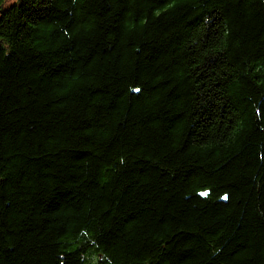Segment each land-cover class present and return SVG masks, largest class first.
<instances>
[{
  "label": "trees",
  "instance_id": "trees-1",
  "mask_svg": "<svg viewBox=\"0 0 264 264\" xmlns=\"http://www.w3.org/2000/svg\"><path fill=\"white\" fill-rule=\"evenodd\" d=\"M0 264H264V0H0Z\"/></svg>",
  "mask_w": 264,
  "mask_h": 264
},
{
  "label": "snow or ice",
  "instance_id": "snow-or-ice-1",
  "mask_svg": "<svg viewBox=\"0 0 264 264\" xmlns=\"http://www.w3.org/2000/svg\"><path fill=\"white\" fill-rule=\"evenodd\" d=\"M134 91L138 93V92H140L141 90H140L139 88H137V89H134Z\"/></svg>",
  "mask_w": 264,
  "mask_h": 264
}]
</instances>
